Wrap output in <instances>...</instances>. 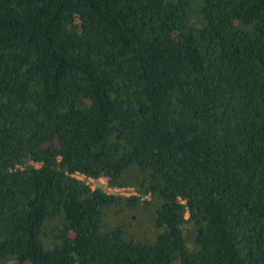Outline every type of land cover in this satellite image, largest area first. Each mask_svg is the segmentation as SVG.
I'll return each instance as SVG.
<instances>
[{
	"label": "trees",
	"instance_id": "trees-1",
	"mask_svg": "<svg viewBox=\"0 0 264 264\" xmlns=\"http://www.w3.org/2000/svg\"><path fill=\"white\" fill-rule=\"evenodd\" d=\"M12 261L264 264V0H0Z\"/></svg>",
	"mask_w": 264,
	"mask_h": 264
},
{
	"label": "rangeland",
	"instance_id": "rangeland-1",
	"mask_svg": "<svg viewBox=\"0 0 264 264\" xmlns=\"http://www.w3.org/2000/svg\"><path fill=\"white\" fill-rule=\"evenodd\" d=\"M80 179L85 180L86 183L91 186L92 189H96V188H101L105 191H107L108 193H112V194H121L124 196H131L135 194V191L132 188L129 189H112L109 187L108 185V180L106 178H101L98 180H94V179H86L84 177H81ZM150 210H147L144 214V216H142L145 219H148V217H146L147 215H149ZM190 211H188L187 213V218H189L190 216ZM6 264H17L16 262L12 261V262H8Z\"/></svg>",
	"mask_w": 264,
	"mask_h": 264
}]
</instances>
